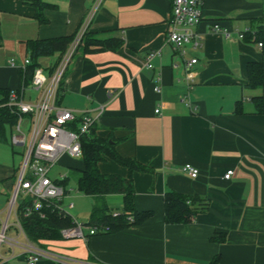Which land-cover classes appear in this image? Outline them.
<instances>
[{
  "label": "crops",
  "instance_id": "1",
  "mask_svg": "<svg viewBox=\"0 0 264 264\" xmlns=\"http://www.w3.org/2000/svg\"><path fill=\"white\" fill-rule=\"evenodd\" d=\"M43 1L50 6L38 22L24 0H0V88L22 86L20 57L27 56L26 40L74 35L93 3ZM171 2L101 0L86 31L120 37L122 45L116 51L77 48L57 99L59 106L76 112L94 114L103 106L96 133L109 137L119 155L149 168L133 173L135 207L148 216L85 239L46 240L44 248L64 260L43 257L36 264H208L216 256V264H264V112L258 113L252 100L261 96L264 102V72L263 83L253 87L247 85L246 72L248 62L264 59L255 37L264 31V0H203L196 26L200 46H185L183 55L165 39ZM213 22L233 31L231 37L212 31ZM235 30L247 31L239 39ZM151 51L156 54L147 67ZM191 58L196 61L187 65ZM156 75L158 92L153 89ZM25 87V99H32L35 92L29 83ZM184 163L198 169L196 178L181 170ZM57 164L63 168L58 175H69L68 188L73 178L68 168H80V158L63 155ZM98 167L102 173H127L111 159ZM227 169L233 173L225 179ZM13 184L7 183L0 194L1 210ZM169 190L202 196L208 208L186 223H166L163 196ZM75 191L90 207L77 210L76 217L87 215L88 221L94 199ZM104 200L111 211L122 207L119 193L106 194ZM11 230L9 237H15ZM19 252L15 248L14 256ZM9 253L4 245L2 256ZM2 264L24 261L18 256Z\"/></svg>",
  "mask_w": 264,
  "mask_h": 264
},
{
  "label": "built area",
  "instance_id": "2",
  "mask_svg": "<svg viewBox=\"0 0 264 264\" xmlns=\"http://www.w3.org/2000/svg\"><path fill=\"white\" fill-rule=\"evenodd\" d=\"M100 2L101 0H93L82 24L76 30L53 69L49 71L48 67L43 68L41 65L33 69L29 89L35 92V96L32 99H25L27 88L22 84L19 88L10 89L6 100L0 103V106H6L15 116V122L12 124L9 134L10 144L24 148L16 182L13 184L12 194L8 197L4 208L5 216L0 219V248L4 244L10 252L7 258V256H2L0 251V264L18 256L23 259L24 264H36L43 257L57 261L64 260L62 256L42 248L26 237L18 218L16 205L18 198L29 197L30 202L24 207V215H28L32 210L40 209L43 203L46 205L52 203L58 212L68 213L62 207L66 192L61 185L54 181L55 179L49 176V172L63 155L71 158L81 157L80 137L89 132L91 125L96 122L102 112L103 106H98L94 114L86 111L76 112L59 106L57 98L65 71ZM202 2L203 0H172L171 2L165 39L180 55L184 54V48L187 45L193 48L200 46L201 35L196 31V26L202 19ZM211 30L221 33L225 38H230L233 32L220 26L217 22L211 24ZM246 31L235 30L234 33L237 38L242 39ZM258 45L261 46V43L259 42ZM155 54V51L147 54L145 59L147 67L152 66L150 60ZM195 61V58H191L186 64L190 65ZM8 62L14 66L12 58ZM29 63L28 56H25L20 69L23 71ZM159 80V75H156L153 85L156 92L160 90ZM180 101L189 105L185 98H181ZM158 111L159 109L155 108L154 112L158 113ZM24 116L28 119L26 126L23 125ZM181 170L191 178L198 176V169L190 163L182 164ZM232 173V169H227L223 178H229ZM64 177L65 174H59L57 179ZM67 206L71 207L72 203L69 202ZM40 215L43 214L40 213ZM72 222V226L60 229L59 234L62 239H85L88 235L106 231V227L99 229L88 226L77 221L73 216ZM86 225L88 230L84 233ZM11 227L15 232V237H9L6 234V230ZM17 236L22 237L23 240H17ZM15 248L20 251L17 256H14Z\"/></svg>",
  "mask_w": 264,
  "mask_h": 264
},
{
  "label": "trees",
  "instance_id": "3",
  "mask_svg": "<svg viewBox=\"0 0 264 264\" xmlns=\"http://www.w3.org/2000/svg\"><path fill=\"white\" fill-rule=\"evenodd\" d=\"M34 8V17L38 22H43L42 10L50 6L43 0H24ZM1 37V36H0ZM73 35H65L42 39H28L25 41V50L30 63L22 71L19 69L23 85L30 81L33 69L40 66L38 60L42 56L55 55V62L48 66L53 69L61 54L65 51ZM256 39L261 43L264 52V31L256 32ZM122 45L120 37L113 35L100 36L93 32L85 31L78 45L83 52L111 50L116 51ZM77 49V50H78ZM247 85L259 86L263 83L264 59L262 61H250L246 65ZM62 85V84H61ZM58 92V97L59 93ZM9 89L0 88V103L7 98ZM58 99V98H57ZM252 100L258 113L264 112V102L261 96H254ZM236 106L234 111H239ZM15 122V116L6 106H0V140H5V132L10 134L11 126ZM97 124L94 122L88 133L80 137L81 167L68 168V173L74 177L75 189L94 199L91 207L88 226L96 228L106 227V232L117 231L125 227L138 224L148 216V212L138 211L134 202L133 173L148 171V167L131 157H123L117 153L109 137H102L96 133ZM105 159H111L127 169L126 175L116 173H102L98 164ZM55 179L65 192L67 178ZM119 193L122 195V207L118 211H111L105 200L106 194ZM16 210L22 229L26 237L40 246V242L61 238L59 231L64 227L73 225L72 216L69 213H61L53 204L43 206L38 210H32L28 215L23 214L24 207L29 204L30 198H18ZM208 208V201L198 195H184L175 191H167L163 196V219L166 223H186L199 212ZM40 213L43 215L41 216ZM217 256L208 264H216Z\"/></svg>",
  "mask_w": 264,
  "mask_h": 264
},
{
  "label": "rangeland",
  "instance_id": "4",
  "mask_svg": "<svg viewBox=\"0 0 264 264\" xmlns=\"http://www.w3.org/2000/svg\"><path fill=\"white\" fill-rule=\"evenodd\" d=\"M20 58H21V61L19 60ZM20 58L17 55L15 57V63L19 64V61H20V65H22V61H23L24 57L21 56ZM53 58H54V55L42 56L39 58L38 62L43 68H47L49 66V63L51 61H53ZM13 61H14V59H13ZM27 122H28V119L26 116H24L23 125L26 126ZM23 153H24L23 147L12 146L10 144L9 132L7 129L5 132V140H0V194H4L6 192L7 183H10L12 181V183L15 184L17 174H18L20 166H21ZM62 169L63 168H61V166H59V164H57V163L54 164L50 169L49 176L51 178L57 177L58 172L62 171ZM9 171L12 172L11 176L9 174ZM8 176H10V177H8ZM73 186H74V177L72 179H70V182H69V185L67 188L68 192L66 193V195L63 198L62 207L66 212H68L71 216H73L77 221L85 223V222H87V220H86L87 215L85 217L82 215H78V217H76V212H77V210H82L85 208H86V210H88V209L90 210V207L87 208V203L85 201L86 198L83 197V195H79L78 193H76ZM12 190H13V188L9 192V197L12 194ZM0 197L2 198L1 195H0ZM69 202H72L71 207L67 206V204ZM0 203H1V199H0ZM1 209L2 208H0V217L4 218L6 210H1ZM10 220H11V217H10ZM87 227H88L87 225L84 226V230ZM11 229H13V228L11 227V228H8L6 230L7 236H13L14 233L12 232ZM16 239L19 241L23 240V238L19 237V236H17ZM45 242L46 241L40 242L41 243L40 246L42 248H44ZM3 250H4V244H2L1 248H0V251L2 254H3Z\"/></svg>",
  "mask_w": 264,
  "mask_h": 264
}]
</instances>
